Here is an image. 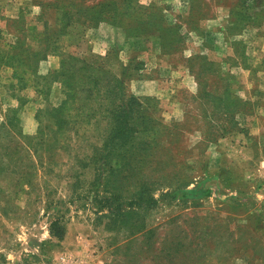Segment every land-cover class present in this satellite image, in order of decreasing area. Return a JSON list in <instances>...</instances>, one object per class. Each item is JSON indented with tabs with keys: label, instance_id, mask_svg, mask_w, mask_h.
<instances>
[{
	"label": "rangeland",
	"instance_id": "obj_1",
	"mask_svg": "<svg viewBox=\"0 0 264 264\" xmlns=\"http://www.w3.org/2000/svg\"><path fill=\"white\" fill-rule=\"evenodd\" d=\"M261 25L264 0H0V264H264Z\"/></svg>",
	"mask_w": 264,
	"mask_h": 264
},
{
	"label": "crops",
	"instance_id": "obj_2",
	"mask_svg": "<svg viewBox=\"0 0 264 264\" xmlns=\"http://www.w3.org/2000/svg\"><path fill=\"white\" fill-rule=\"evenodd\" d=\"M264 25H261V27H263ZM260 28V27H259Z\"/></svg>",
	"mask_w": 264,
	"mask_h": 264
}]
</instances>
